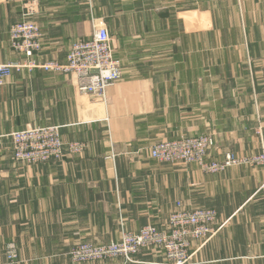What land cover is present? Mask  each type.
Returning a JSON list of instances; mask_svg holds the SVG:
<instances>
[{
	"label": "crops",
	"instance_id": "obj_1",
	"mask_svg": "<svg viewBox=\"0 0 264 264\" xmlns=\"http://www.w3.org/2000/svg\"><path fill=\"white\" fill-rule=\"evenodd\" d=\"M31 9L43 34L35 60L64 62L74 42L90 38L95 25L106 26L124 73L106 101L79 92L76 74L41 68L13 72L0 87V264H71L63 253L81 239L116 240L122 227L138 232L148 223L161 228L179 207L219 213L213 237L193 249L189 264H264L261 168L206 174L194 164L149 156L160 140L204 132L209 122L214 158L259 151L264 0H0V54H12L9 29ZM211 11L236 12L234 20L214 19L222 28L213 40L222 48L213 52L214 63L222 68L207 61ZM240 43L246 54L235 52ZM48 124L63 126L65 142H85V153L14 162L8 135ZM11 241L19 255L13 263L6 257ZM135 264L165 263L147 255Z\"/></svg>",
	"mask_w": 264,
	"mask_h": 264
},
{
	"label": "built area",
	"instance_id": "obj_2",
	"mask_svg": "<svg viewBox=\"0 0 264 264\" xmlns=\"http://www.w3.org/2000/svg\"><path fill=\"white\" fill-rule=\"evenodd\" d=\"M33 11L31 9L26 12L20 23L11 26L12 42H21L18 48L24 55H28L29 66H21L20 62H17V64L10 63L5 67H0V86L14 71H20L21 67L41 68L46 71L76 74L79 92L88 95L94 94L106 100L108 88L119 81L123 73L121 60L115 55V45L109 29L106 26H101L94 30L90 38L74 42L67 54L66 61L52 60L43 64L33 59L42 50L40 27L30 19ZM15 143L16 158L31 164L61 159L66 153L71 156L83 155L87 149L84 142L65 143L58 128L42 129L38 127L23 131L16 135ZM209 143L210 140L203 137H193L182 141H161L154 146L151 155L160 162H203V169L209 172L221 171L244 161L264 165V151L259 156L246 160L237 158L233 154H227L223 161L206 162L204 157ZM217 214L214 208L194 210L182 208L173 213L169 219V227L174 232V239L178 238L181 242L180 244L176 243L175 246H185L187 244L185 238L188 236L203 239L211 236L213 234L211 225L216 220ZM159 233L156 227H144L141 234L136 237V241L140 244L145 243L153 236L157 240ZM9 256L13 258L14 254L10 253ZM176 264L186 263L180 261Z\"/></svg>",
	"mask_w": 264,
	"mask_h": 264
},
{
	"label": "rangeland",
	"instance_id": "obj_3",
	"mask_svg": "<svg viewBox=\"0 0 264 264\" xmlns=\"http://www.w3.org/2000/svg\"><path fill=\"white\" fill-rule=\"evenodd\" d=\"M35 12L36 11H33V14L30 16V19L32 21H34V20L31 17L35 14ZM211 13H212V18H213V25L211 27V32H213V33H212V35H209L207 37V38H209V43L207 44V46H208V48H207L208 60L207 61H209L208 63L212 67L219 66L222 68L224 66L222 65L221 62H217L216 64L214 63V61H215L214 57L215 56H214L213 52H217V51L219 52L222 50V48L219 47L220 44L217 42L215 43L213 41L218 37L217 31H221V29H222L219 26H217V27L214 26V19H217L218 17L220 19H226V17H227V18H229L227 20H230V19L234 20V14L236 12H233V14H230V11H222V12L211 11ZM231 15H232V17H231ZM242 16H245L244 11H240L238 13V22L240 24H243L242 19H241ZM20 22H21V20L17 21L16 23H20ZM16 23H14V24H16ZM99 27H101V26L95 25L94 30L96 28H99ZM11 29L12 28L10 27V29H9V41H10L9 45L11 47L12 54H0L2 56V58L0 60V67H5V66L9 65L10 63H16L17 64V62H20L21 66H23V65L29 66L28 62L30 61V59H29L28 55H24V53H22V51L20 52V50L18 48V46L21 45V44H19L21 42H12ZM40 31L42 33L41 27H40ZM240 31H241V33H240L239 40H241V42H242V40H243L242 37H244V35L242 33V27H240ZM42 39H43V34H42L41 41H42ZM113 42L115 45L114 39H113ZM13 44H15V45L13 46ZM244 45H245V42H244ZM244 45L243 44L241 45V43H240V45L237 48V51H235V52H239V53L241 52V54H246L245 49H243ZM235 49H236L235 46H233L231 48V50H235ZM6 56H8V58L14 57V60H10V59L6 58ZM52 60H54V59H51V60L50 59H44V60H40L38 62L45 64V63L50 62ZM121 63H122V71L124 73V64H123L122 60H121ZM24 69H30V68L29 67H24V68L21 67L19 69L20 71H14V72L20 73ZM14 70H17V69H14ZM226 76H227V79H229L228 75H226ZM7 80H8V77L6 78L5 83L2 86H5L7 84ZM2 86H0V87H2ZM190 93L195 97L198 96V92H196V91L191 90ZM176 94L181 95V92H176ZM210 99H213L211 91L209 92V100ZM209 100H207V101H209ZM104 101H106V100H104ZM38 127L42 128V129L58 128V132H59L61 138L63 139V134H62V127L63 126L59 125V124L30 125L24 129H16L8 135V137L11 139V142H12V147H13L12 159L14 162L20 163V164H31V163H26V161H23L21 159L18 160L16 158V153H15V149H14V144H16L15 138H16V135L18 133H21V132L29 130V129H35ZM193 137H203V138H208L210 140V143L206 149V155L204 157L206 162L223 161L226 159L227 154H233L237 158L246 160L247 158H253L255 156H259L264 151V140H262L258 152L241 153V152L229 151V152H226L225 155L223 156V158H221V159L214 158L215 156L213 155L212 152L217 147V141H216L215 124L210 123V122L207 124L206 130L204 132L194 133L193 131L190 132L188 130V131L179 133L177 136H175L174 139H166L165 138L164 140H160L159 142H161V141H173V140L174 141H179V140L182 141V140H187V139L193 138ZM73 142H83V141H69V142H65V143H73ZM159 142H157V143H159ZM157 143H155L149 149V156L152 159H154V158L151 155V151ZM85 151H84V153H85ZM76 156H78V155H76ZM114 156H115V154L111 155V157H114ZM56 160H58V159H56ZM154 160H156V159H154ZM156 161H158V160H156ZM158 162H160V161H158ZM160 163H168V164L182 165V166L194 164V165H197L199 167V169L206 174H217L219 172H224L228 168H231V167H243V166L251 167V168H261L264 171V165L263 164H257L254 162H246V161H244L243 163L233 164L230 167H228L224 170H221V171H217V172L205 171L203 169V165H202L203 162H201V163L200 162L183 163L182 161H176L174 163H172V162H160ZM198 208H200V207H198ZM180 209H182V208L179 207L177 210L173 211L169 215V218H168L164 227L159 228L156 225L148 223L147 225L143 226L142 229L138 232L125 230V228L122 227L120 236L116 240L110 239V240H103L101 242H97V241H89V240L81 239L80 241H78L77 243L72 245L70 250L65 251L63 253V255L70 260L71 264H135V263L143 262V258L146 257L147 255H155V257H163L165 264H176L180 261L185 262L186 264H189L190 261L193 259V256L195 254L193 249L198 250V249L202 248L213 237V235L215 233L214 227L219 222V216H218L219 213H218V210H216L214 208L218 214H217L216 220L211 225V229L213 232V234L211 236H209L208 238H205V239L193 238L192 236H188L185 238L187 240V244L185 246L179 245L178 247H176L175 244L176 243L180 244L181 242L178 240V238L174 239V237H173L174 232L169 227V219L173 213H175L176 211H178ZM194 209H197V208L188 209V210H194ZM147 226L156 227L157 230L161 234L159 233V239L156 240L155 236H153L152 238L147 239L146 242L143 241L145 243H141L142 244L141 245L140 243H137L136 237L138 235H140L143 228L147 227ZM6 245H7L6 246V257H7V259L12 263L16 262V260H18V258H19L16 243L14 241H11ZM11 249H12V251H11ZM10 253L14 254L13 258H11L10 256L8 257V254L10 255Z\"/></svg>",
	"mask_w": 264,
	"mask_h": 264
}]
</instances>
